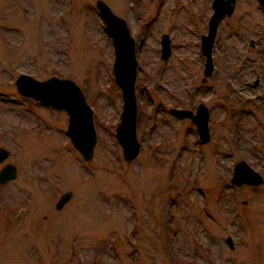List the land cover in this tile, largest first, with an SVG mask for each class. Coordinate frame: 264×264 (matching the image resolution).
Returning a JSON list of instances; mask_svg holds the SVG:
<instances>
[{"label": "rangeland", "instance_id": "rangeland-1", "mask_svg": "<svg viewBox=\"0 0 264 264\" xmlns=\"http://www.w3.org/2000/svg\"><path fill=\"white\" fill-rule=\"evenodd\" d=\"M103 1L136 42L140 150L131 162L115 138L123 100L96 0H0V147L9 151L0 168L17 169L0 184V264H264V184H230L240 160L264 173V104L252 86L264 68L260 4L235 1L202 83L213 0ZM20 74L81 88L97 135L91 161L66 135L64 111L16 91ZM200 102L209 108L204 144L170 111Z\"/></svg>", "mask_w": 264, "mask_h": 264}, {"label": "water", "instance_id": "water-1", "mask_svg": "<svg viewBox=\"0 0 264 264\" xmlns=\"http://www.w3.org/2000/svg\"><path fill=\"white\" fill-rule=\"evenodd\" d=\"M236 0H213L212 14L208 20L207 33L201 37V52L205 56L204 76L208 77L213 68L212 47L219 23L224 17L233 13ZM264 14V0H257ZM96 9L111 38L114 50L113 76L114 83L121 90L123 100L120 120L116 126L115 138L121 146L125 161H133L139 154L140 142L136 133L137 98L135 82L137 74L136 42L131 35L127 22L114 14L103 0H96ZM161 58L166 60L171 51L168 34L161 35ZM16 91L23 97L32 98L39 103L64 111L67 116L66 135L73 147L85 162L93 158L97 140L93 110L87 103L81 88L69 78L51 76L38 80L27 74H20L15 80ZM171 112L179 118H189L195 124L200 144L209 141L208 111L200 104L196 113L188 109L172 108ZM9 156V151L0 147V163ZM17 177V169L11 163L0 168V184L12 181ZM264 183L262 176L246 161L240 160L233 166L230 178L232 186H259ZM71 191L62 193L56 203L57 209H62L72 197ZM230 248H233L231 237L226 238Z\"/></svg>", "mask_w": 264, "mask_h": 264}, {"label": "flooded vegetation", "instance_id": "flooded-vegetation-1", "mask_svg": "<svg viewBox=\"0 0 264 264\" xmlns=\"http://www.w3.org/2000/svg\"><path fill=\"white\" fill-rule=\"evenodd\" d=\"M203 35V34H202ZM202 35H201V37H202ZM201 37H200V42H201ZM214 41H215V39H214ZM214 44V43H213ZM213 48V47H212ZM200 55H201V58L202 59H204V63H203V68H202V73H203V77L201 78V82L202 83H205L206 81H207V79L208 78H212V75H213V73H214V69H215V65H214V61H213V51H212V61H213V68H212V70H211V73H210V75L208 76V77H205L204 76V66H205V60H206V58H205V56L202 54V52H201V43H200ZM260 86L261 87V92H262V98L263 99H261V101L263 102V104H264V68H262V70H261V72H260V76H258V77H256L254 80H253V84H252V86L254 87V88H256L257 86ZM200 104H202V105H204L205 107H206V109H207V111H208V127H209V108L207 107V105L204 103V102H200V103H198V105H197V107H196V109H195V112H193V113H196V111H197V108H198V106L200 105ZM183 109V108H182ZM186 109V108H185ZM189 110V109H188ZM191 111V110H190ZM209 136H210V129H209ZM209 140H210V138H209ZM254 169V168H253ZM255 170V169H254ZM257 171V170H256ZM261 176H262V178L264 179V173L263 172H260V171H257ZM264 184V183H263Z\"/></svg>", "mask_w": 264, "mask_h": 264}]
</instances>
